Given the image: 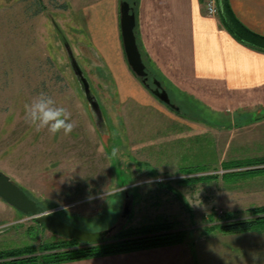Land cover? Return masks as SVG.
Masks as SVG:
<instances>
[{
    "label": "rangeland",
    "instance_id": "374dc122",
    "mask_svg": "<svg viewBox=\"0 0 264 264\" xmlns=\"http://www.w3.org/2000/svg\"><path fill=\"white\" fill-rule=\"evenodd\" d=\"M107 3L0 0V170L43 212L86 231L114 226V234L173 222L187 232L178 264H264V232L205 229L211 216L217 223L245 219L250 208L264 204V174L225 176L245 169L227 170L226 162L264 156V92L183 91L171 64L157 60L156 53L153 60L143 53L145 62L180 112L134 72L148 98L121 92L93 42L99 19L110 17ZM67 45L101 118L86 98ZM42 91L71 112L76 127L70 135L36 133L24 121V105ZM256 114L261 118L250 122ZM113 147L119 149L115 157ZM189 168L201 169L193 176L218 177L180 182L190 176ZM60 238L0 197V250L39 249Z\"/></svg>",
    "mask_w": 264,
    "mask_h": 264
},
{
    "label": "crops",
    "instance_id": "0c3cea01",
    "mask_svg": "<svg viewBox=\"0 0 264 264\" xmlns=\"http://www.w3.org/2000/svg\"><path fill=\"white\" fill-rule=\"evenodd\" d=\"M121 1L108 0L110 17L108 21L99 19L98 29L94 28L93 42L117 77L121 92L130 93V96L144 101L148 98L146 89L134 81L123 46L117 8V3L120 7ZM126 1L136 14L135 33L144 61L143 53H149L152 60L155 59L152 53H156L157 60L169 62L171 74L178 79L179 89L197 92L218 89L225 93L264 92V51L237 40L224 26L220 14L207 15L203 0ZM229 2L235 15L246 26L264 35V0ZM88 32L91 34V29ZM182 245L56 264H178Z\"/></svg>",
    "mask_w": 264,
    "mask_h": 264
},
{
    "label": "trees",
    "instance_id": "16d2710c",
    "mask_svg": "<svg viewBox=\"0 0 264 264\" xmlns=\"http://www.w3.org/2000/svg\"><path fill=\"white\" fill-rule=\"evenodd\" d=\"M219 6V14L224 26L237 40L255 49L264 51V35L246 26L233 12L229 0H220ZM146 87L148 88V86ZM176 111L178 113L180 112V110ZM260 115L256 114V116H252L249 121L253 122L260 119ZM225 167L227 170L229 168H245L241 171L226 172L225 176L264 174V156L249 158L247 160H232L226 162ZM187 171L190 176L182 179L180 182L184 183L218 177V175L193 176L192 174L201 172V169L198 168H189ZM26 192L29 194L28 191ZM249 212L251 213V217L233 219L231 221L226 220L218 223L214 222V216H211L210 225L206 226L205 229L207 231L219 229L226 233L245 231L264 232V204L250 208ZM227 217L231 218V215H227ZM186 236L187 232L185 230L175 229L173 222L165 220L155 224L122 228L114 234L105 237L100 243H88L61 236L58 240L42 244L39 249L33 245H26L18 248L0 250V264H56L161 246L183 244Z\"/></svg>",
    "mask_w": 264,
    "mask_h": 264
},
{
    "label": "water",
    "instance_id": "95a60500",
    "mask_svg": "<svg viewBox=\"0 0 264 264\" xmlns=\"http://www.w3.org/2000/svg\"><path fill=\"white\" fill-rule=\"evenodd\" d=\"M120 27L127 62L134 74L138 78H144L145 81L148 70L135 33L136 14L132 10L130 3L126 0L121 1L120 4ZM67 49L71 57L73 69L84 87L86 98L88 99L96 115L101 118V107L94 96L91 95L90 83L85 77L77 60L73 56L69 45H67ZM156 84L160 86L161 82L158 81ZM152 93L171 108L180 110V107L176 106L172 102L169 92L165 88L159 89L157 87L156 89L152 90ZM0 197L4 199L9 205L17 208L23 214L32 216L38 222L44 223L45 226L54 233L61 236L78 239L83 242L100 243L105 237L110 236L113 229L115 228L113 226L103 231H86L65 222L52 212H43L40 204L19 184H17L10 175L2 170H0ZM129 213L130 210L126 207L123 217L126 218Z\"/></svg>",
    "mask_w": 264,
    "mask_h": 264
},
{
    "label": "clouds",
    "instance_id": "9594fccd",
    "mask_svg": "<svg viewBox=\"0 0 264 264\" xmlns=\"http://www.w3.org/2000/svg\"><path fill=\"white\" fill-rule=\"evenodd\" d=\"M24 121L36 133L46 130L51 136L58 133L68 136L76 127L71 112L66 107L57 106L56 101L43 91L24 105ZM118 152L119 149L113 147L111 156H117Z\"/></svg>",
    "mask_w": 264,
    "mask_h": 264
},
{
    "label": "built area",
    "instance_id": "2783aa9c",
    "mask_svg": "<svg viewBox=\"0 0 264 264\" xmlns=\"http://www.w3.org/2000/svg\"><path fill=\"white\" fill-rule=\"evenodd\" d=\"M205 13L209 16H217L220 12L219 0H203Z\"/></svg>",
    "mask_w": 264,
    "mask_h": 264
},
{
    "label": "flooded vegetation",
    "instance_id": "af4514ba",
    "mask_svg": "<svg viewBox=\"0 0 264 264\" xmlns=\"http://www.w3.org/2000/svg\"><path fill=\"white\" fill-rule=\"evenodd\" d=\"M147 70H148V74H147V78H145V81H144V78H140L142 83H144L148 87L150 86L151 87V91L156 89L157 87L159 89L165 88L162 83H161L160 86L157 85L156 83L159 81L158 78L154 74H152L150 68L147 67Z\"/></svg>",
    "mask_w": 264,
    "mask_h": 264
}]
</instances>
